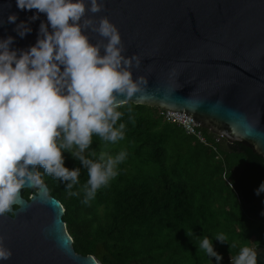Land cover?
I'll use <instances>...</instances> for the list:
<instances>
[{"label": "trees", "instance_id": "16d2710c", "mask_svg": "<svg viewBox=\"0 0 264 264\" xmlns=\"http://www.w3.org/2000/svg\"><path fill=\"white\" fill-rule=\"evenodd\" d=\"M118 110L124 139L111 143L93 136L85 155H127L118 175L88 203L87 169L69 152H63L64 166L81 169L71 190L78 196L38 165L49 194L64 206L75 251L100 264H217L199 247L208 237L222 256L219 264H231L243 246L254 248L257 264H264V192L256 194L264 183V160L242 143L215 141L210 132L202 144L162 119L157 107L128 101ZM221 233L227 242L215 239Z\"/></svg>", "mask_w": 264, "mask_h": 264}, {"label": "water", "instance_id": "95a60500", "mask_svg": "<svg viewBox=\"0 0 264 264\" xmlns=\"http://www.w3.org/2000/svg\"><path fill=\"white\" fill-rule=\"evenodd\" d=\"M104 2L103 11L86 15L97 24L107 17L117 27L123 55L141 58L133 79L148 81L131 103L185 113L201 128L242 143L264 160V0ZM12 13L17 20L8 23ZM33 15L38 16L34 21ZM0 21V40L14 38L10 50H28L40 23L48 25L46 14L20 10L16 0H0ZM20 22L31 28L23 38L14 31ZM86 34L90 43L104 40L98 33ZM24 189L31 192L28 197ZM21 198L0 217V236L12 251L0 264H100L94 255L75 251L62 219L64 206L49 190L43 203L37 188H23Z\"/></svg>", "mask_w": 264, "mask_h": 264}, {"label": "clouds", "instance_id": "9594fccd", "mask_svg": "<svg viewBox=\"0 0 264 264\" xmlns=\"http://www.w3.org/2000/svg\"><path fill=\"white\" fill-rule=\"evenodd\" d=\"M16 6L46 14L51 32L41 22L35 45L26 51L10 50L11 36L0 40V217L21 204L25 187L39 189L40 202H46L48 189L38 165L43 174L65 183L69 195H79L71 190L79 183L81 169L64 166L65 151L87 169L83 203L93 199L98 189L118 175L117 166L127 154L113 156L101 151L94 160L85 152L93 136L111 143L124 139L125 125L117 127L123 115L118 109L148 85L143 76L133 79L132 69L140 67L141 58L123 55L126 49L117 27L107 17H101L97 24L86 15L103 11L104 0H88L87 6L85 0H16ZM37 18L33 15L29 19ZM16 20L15 13L7 17L8 23ZM14 31L23 38L31 28L20 22ZM87 32L98 33L107 42L90 43ZM202 129L207 136L210 131ZM212 134L213 138L220 136ZM260 192H264V183L256 194ZM215 239L227 242L223 233ZM199 247L215 257L217 264L222 260L208 237ZM11 256L0 236V261ZM231 264H257L256 250L241 247Z\"/></svg>", "mask_w": 264, "mask_h": 264}, {"label": "built area", "instance_id": "2783aa9c", "mask_svg": "<svg viewBox=\"0 0 264 264\" xmlns=\"http://www.w3.org/2000/svg\"><path fill=\"white\" fill-rule=\"evenodd\" d=\"M158 114L165 121L176 123L181 126L186 134L195 136L199 142L208 144V139L206 134L203 132V129L198 125V123L193 122L191 117L185 116V113L166 111L158 108ZM214 140L218 141V137L216 136Z\"/></svg>", "mask_w": 264, "mask_h": 264}, {"label": "rangeland", "instance_id": "374dc122", "mask_svg": "<svg viewBox=\"0 0 264 264\" xmlns=\"http://www.w3.org/2000/svg\"><path fill=\"white\" fill-rule=\"evenodd\" d=\"M192 136V135H191ZM196 140H198L195 136H193ZM218 140L221 139L220 136H217ZM199 142V141H198ZM203 144V143H202Z\"/></svg>", "mask_w": 264, "mask_h": 264}, {"label": "flooded vegetation", "instance_id": "af4514ba", "mask_svg": "<svg viewBox=\"0 0 264 264\" xmlns=\"http://www.w3.org/2000/svg\"><path fill=\"white\" fill-rule=\"evenodd\" d=\"M29 191V190H28ZM29 193H31L30 191H29ZM23 195V194H22Z\"/></svg>", "mask_w": 264, "mask_h": 264}]
</instances>
